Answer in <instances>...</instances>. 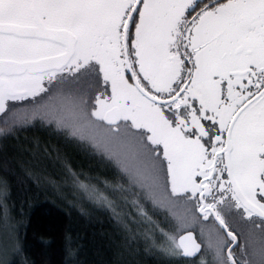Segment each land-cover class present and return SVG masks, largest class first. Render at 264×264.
I'll return each mask as SVG.
<instances>
[{
    "label": "snow or ice",
    "instance_id": "6c2138e0",
    "mask_svg": "<svg viewBox=\"0 0 264 264\" xmlns=\"http://www.w3.org/2000/svg\"><path fill=\"white\" fill-rule=\"evenodd\" d=\"M41 94L33 117L113 160L141 216L166 213L170 251L264 264V0H0L4 124Z\"/></svg>",
    "mask_w": 264,
    "mask_h": 264
},
{
    "label": "trees",
    "instance_id": "16d2710c",
    "mask_svg": "<svg viewBox=\"0 0 264 264\" xmlns=\"http://www.w3.org/2000/svg\"><path fill=\"white\" fill-rule=\"evenodd\" d=\"M45 102L11 103L29 117L13 126L0 114V264H192L169 254L164 233L174 226L162 228L164 216L149 204L146 216L138 213L113 161L33 117ZM81 182L111 205L87 201Z\"/></svg>",
    "mask_w": 264,
    "mask_h": 264
},
{
    "label": "rangeland",
    "instance_id": "374dc122",
    "mask_svg": "<svg viewBox=\"0 0 264 264\" xmlns=\"http://www.w3.org/2000/svg\"><path fill=\"white\" fill-rule=\"evenodd\" d=\"M83 84L81 85V87L83 88ZM74 87L75 86H69V89L68 90H73L74 89ZM109 91H110V89H109ZM48 99V96L46 95V94H41V96H38V97H36V98H32V97H29L27 100H31V101H37V102H39V101H46ZM11 102V101H10ZM14 102H18V101H14ZM11 103H9V105H10ZM58 129V128H57ZM71 137V136H70ZM77 141H79V142H81V143H83V144H85V145H88L87 143H88V141L87 140H81V139H78L77 138ZM87 142V143H85V142ZM88 147L89 148H91L92 149V151H94V153L96 154V155H100V156H103V158L108 162V161H113V160H110V159H108L102 152H100V151H97L95 148H93L91 145H88ZM113 163V167L115 166L118 170H119V168L117 167V165H116V163L113 161L112 162ZM120 171V170H119ZM121 173V172H120ZM122 174V173H121ZM122 176H123V174H122ZM125 180H126V178H125ZM80 191V193L85 197V199L87 200V201H89V199L90 200H93V202L97 205V206H101V204L104 202V201H100L99 200V198L98 197H96V196H93L92 194H91V192H89V191H85L84 189H82V190H79ZM123 192V191H122ZM130 193V195H131V193L132 192H129ZM123 194V193H122ZM124 199V201H126V199L125 198H123ZM102 202L101 204H100V202ZM130 201V200H129ZM131 202V201H130ZM132 204V203H131ZM145 204V203H144ZM146 204H149V206H150V208L152 209V210H154L155 211V213L159 216V215H162V216H164V218H165V220H166V224H168V225H163V227L162 228H166V227H168V228H171L172 226H174L171 222H170V220L167 218V216H166V213H164L162 210H160V209H154L153 207H152V205L150 204V203H146ZM153 211V212H154ZM143 223V222H142ZM172 228H174V227H172ZM149 231L151 230L150 228H147ZM195 235L198 237L199 236V228H197L196 230H195ZM168 250H169V254L170 255H172L173 257H175V258H179L180 257V255H178V254H175V253H173L172 251H170V249H169V247H168ZM165 251V250H164ZM202 256H205V253H201V254H199V255H197L196 257H192L191 259H186V260H190L191 262H192V264H200V261H201V257ZM207 260H208V262H209V264H211V256H206L205 257ZM190 263V262H189Z\"/></svg>",
    "mask_w": 264,
    "mask_h": 264
},
{
    "label": "flooded vegetation",
    "instance_id": "af4514ba",
    "mask_svg": "<svg viewBox=\"0 0 264 264\" xmlns=\"http://www.w3.org/2000/svg\"><path fill=\"white\" fill-rule=\"evenodd\" d=\"M13 102H14V101H11V102L9 101L8 103H13ZM18 102H19V101H18ZM195 257H196V256H195ZM193 258H194V257H193Z\"/></svg>",
    "mask_w": 264,
    "mask_h": 264
}]
</instances>
